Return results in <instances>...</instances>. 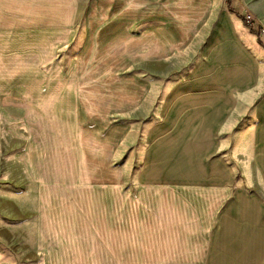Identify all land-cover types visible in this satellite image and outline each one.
I'll return each instance as SVG.
<instances>
[{
	"label": "crops",
	"instance_id": "obj_1",
	"mask_svg": "<svg viewBox=\"0 0 264 264\" xmlns=\"http://www.w3.org/2000/svg\"><path fill=\"white\" fill-rule=\"evenodd\" d=\"M166 3V30L180 29L181 44L207 34L162 86L158 115L186 126L179 140L200 142L199 170L212 179H165L148 164L79 165L76 173L99 179L70 184L67 246L56 247L54 264H264V0ZM77 13V0H0V61L47 50L48 65L72 42ZM6 69L0 76L13 75Z\"/></svg>",
	"mask_w": 264,
	"mask_h": 264
},
{
	"label": "rangeland",
	"instance_id": "obj_2",
	"mask_svg": "<svg viewBox=\"0 0 264 264\" xmlns=\"http://www.w3.org/2000/svg\"><path fill=\"white\" fill-rule=\"evenodd\" d=\"M77 6L72 42L48 65L47 50L0 61L13 73L0 76V264H54L56 247L67 246L70 184L99 179L76 173L79 165L148 164L165 179H212L199 170L200 142L179 140L186 126L158 115L162 86L188 67L207 29L181 44L180 29L166 30V0Z\"/></svg>",
	"mask_w": 264,
	"mask_h": 264
},
{
	"label": "trees",
	"instance_id": "obj_3",
	"mask_svg": "<svg viewBox=\"0 0 264 264\" xmlns=\"http://www.w3.org/2000/svg\"><path fill=\"white\" fill-rule=\"evenodd\" d=\"M228 6L230 9H232V0H228Z\"/></svg>",
	"mask_w": 264,
	"mask_h": 264
},
{
	"label": "built area",
	"instance_id": "obj_4",
	"mask_svg": "<svg viewBox=\"0 0 264 264\" xmlns=\"http://www.w3.org/2000/svg\"><path fill=\"white\" fill-rule=\"evenodd\" d=\"M262 33L264 34V30H262Z\"/></svg>",
	"mask_w": 264,
	"mask_h": 264
}]
</instances>
